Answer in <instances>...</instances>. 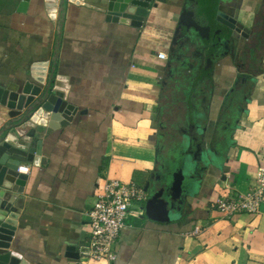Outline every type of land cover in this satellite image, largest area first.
I'll return each instance as SVG.
<instances>
[{
	"label": "crops",
	"instance_id": "1",
	"mask_svg": "<svg viewBox=\"0 0 264 264\" xmlns=\"http://www.w3.org/2000/svg\"><path fill=\"white\" fill-rule=\"evenodd\" d=\"M108 4L0 0V89L33 92L54 69L77 109L39 134L38 165H21L10 251L97 264L88 213L111 179L165 187L178 209L168 222L130 216L113 264H264V204L229 220L212 209L264 169V0H154L141 28L108 22ZM10 112L0 104V128Z\"/></svg>",
	"mask_w": 264,
	"mask_h": 264
},
{
	"label": "water",
	"instance_id": "2",
	"mask_svg": "<svg viewBox=\"0 0 264 264\" xmlns=\"http://www.w3.org/2000/svg\"><path fill=\"white\" fill-rule=\"evenodd\" d=\"M65 1L63 0L64 3ZM153 2L154 0H109L107 21L141 28ZM225 9L219 6L217 16L227 19L236 32H241L236 27L237 21L232 12L225 15ZM37 80L35 94L31 88L22 92L19 87L0 89L1 107L5 108L6 105V109L11 110V120L0 128V264H29L20 255L10 251L17 225V211L5 203L10 199V192L21 193L23 190L26 175L19 173L22 163L29 161L38 165L42 154L39 134L58 125H68L77 113L74 106L66 104V93L62 90L63 86L54 69L48 78ZM144 191L148 194L144 217L153 221H171L178 209L168 190L165 187L156 190L149 181Z\"/></svg>",
	"mask_w": 264,
	"mask_h": 264
},
{
	"label": "built area",
	"instance_id": "3",
	"mask_svg": "<svg viewBox=\"0 0 264 264\" xmlns=\"http://www.w3.org/2000/svg\"><path fill=\"white\" fill-rule=\"evenodd\" d=\"M160 59H167L165 53H159ZM29 173L28 167H20ZM148 194L135 182L103 179L98 186L94 203L88 213L89 240L86 258L97 264H113L117 260L116 244L121 232L127 228L130 216L145 215ZM264 204V169L246 194L221 196L212 206L224 219L240 215H256ZM202 227L197 226L193 235L197 236Z\"/></svg>",
	"mask_w": 264,
	"mask_h": 264
},
{
	"label": "bare ground",
	"instance_id": "4",
	"mask_svg": "<svg viewBox=\"0 0 264 264\" xmlns=\"http://www.w3.org/2000/svg\"><path fill=\"white\" fill-rule=\"evenodd\" d=\"M29 93L31 94L32 92L31 91H29ZM27 95H29V94H27ZM29 96H31V95H29ZM1 119V118H0Z\"/></svg>",
	"mask_w": 264,
	"mask_h": 264
}]
</instances>
